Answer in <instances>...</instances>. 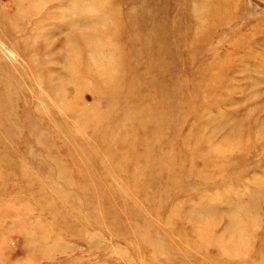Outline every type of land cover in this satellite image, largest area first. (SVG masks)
<instances>
[{
  "label": "rangeland",
  "instance_id": "374dc122",
  "mask_svg": "<svg viewBox=\"0 0 264 264\" xmlns=\"http://www.w3.org/2000/svg\"><path fill=\"white\" fill-rule=\"evenodd\" d=\"M223 1L210 25V0H168L165 55L146 48L141 73L150 82L115 98L100 128L110 139L102 140L100 130L79 128L85 112L77 102L60 106L73 94L57 99L65 86L56 77L71 78L62 65L77 47L60 25L82 20L96 41L80 42L81 52L95 51L96 60H85L123 67L141 62L146 35H133L135 17L163 0H97L99 9H75L77 0H0V136L9 141L0 146V233L36 221L35 232L51 236L40 245L56 251L43 264H264V0ZM163 66L160 94L151 73ZM84 70L91 103L99 88ZM15 231L0 260L33 264L37 252L30 260L23 244L30 240Z\"/></svg>",
  "mask_w": 264,
  "mask_h": 264
},
{
  "label": "bare ground",
  "instance_id": "6f19581e",
  "mask_svg": "<svg viewBox=\"0 0 264 264\" xmlns=\"http://www.w3.org/2000/svg\"><path fill=\"white\" fill-rule=\"evenodd\" d=\"M83 0H77V3H76V6H75V9H78V8H81L82 6H87L85 8H93V9H99V7H95L94 6V3L97 2V0H84L85 2L81 4ZM223 1V0H222ZM164 4H156L153 9V11L151 10H143L140 12V14L137 15V17H135L137 19V23L134 25L133 27V31L132 33L134 32L133 35H135V32H137L139 30V32L141 33H145L146 37L143 38L141 44L143 45V47H141V52L142 54H140L141 56V62H135V64H127L125 66L122 67V65H118L116 62H109L108 64L110 66H106L104 69L101 68H97L94 66V63L93 62H88L87 60H85V58L87 57L88 60H90V58L92 57L93 55V52L95 53V51L93 50L91 52V48L90 46L89 47H86L84 48V51L81 52L82 49H79V47L81 46V41L82 39L85 37L87 39V41L93 45L96 44V41H95V38L91 36L90 33H88L86 31V29H84V25H85V22H83L82 20H78L76 22V26L78 27V29L76 28L75 25V21H73V26L69 25V27L67 25H64V24H61L60 28L62 30H66L65 28L67 29H70L71 31L69 33H72L73 34V38H77V47L75 46V48L72 49V55H70L69 57V62L68 63H63L62 67L69 72L71 76V78L67 77L66 74H64V76H60V75H57L56 78H59L60 82H62V84L65 86V87H62V89L59 90V98H57L58 100H62V98L67 94V93H71L74 95V97L71 96V100L65 105L64 102H61V105L62 106V109H65L66 107H68L70 104H76L75 102H77V105L76 106H80L84 109V116L82 118V120L80 121V125H79V128L80 129H91L93 134L94 135V130L98 129L100 130V138L102 140H108L110 139V133L107 131V128H104V129H100L101 128V125H103L106 121V115L109 116L110 112H109V108L112 109V106H113V101L115 100V98L117 97V99H119L120 95L123 96V95H126L125 93L129 92L130 90L132 91L137 85H139L140 87H145L148 85V83L150 81H148L146 79V75L144 74L142 76V73H141V69H144L145 68V59L147 58V56H143V54H145V50H147L146 48H149L151 47V54L154 55V57L156 56H159L160 54H162L163 56L165 55V52H163L162 48H163V42H164V39H163V35L161 34L162 31V20H163V16H164V9L165 7L167 6V9L169 12V9L171 7H168V0H163ZM196 2V1H195ZM219 3V0H210V3L209 5H206L205 7V11H204V15L205 16H208L209 19V24L211 25L212 24V21L213 20H218L221 16V9H219V5L217 7L216 4ZM225 1H223V6H225ZM202 4V3H201ZM22 5V4H21ZM20 5V7H21ZM93 6V7H90ZM204 5V4H203ZM221 5V4H220ZM159 6H161V9L159 8ZM198 6V3L197 5ZM204 7V6H202ZM116 8V7H115ZM71 9V8H70ZM138 9V8H137ZM172 9V8H171ZM189 9V8H188ZM191 9H189V12H190ZM199 11V6L196 8V14L198 13ZM74 11V10H73ZM195 11V10H194ZM193 11V15L191 18H189V26H193L195 20H196V16H195V13ZM110 12H112V10L110 9ZM191 13V12H190ZM183 14V13H182ZM187 14H188V11H187ZM208 14V15H207ZM169 15V13H168ZM74 16L77 17V18H81L79 14L77 13H74ZM188 16V15H187ZM46 17H47V14H46ZM168 17V16H167ZM129 19V17H128ZM188 20V19H187ZM204 22L207 23V20L204 19ZM18 23V22H17ZM96 20H95V23L96 24ZM19 24V23H18ZM91 23L89 21H87V24L86 26L90 25ZM215 25V24H214ZM198 26V24H197ZM162 27V28H161ZM98 29V28H97ZM96 29V30H97ZM193 29V27H192ZM88 30V29H87ZM198 30H200V28H198ZM210 30V29H209ZM43 31V30H42ZM116 31V30H114ZM126 31L125 33H127L128 31L127 30H124ZM129 33V32H128ZM170 33V32H169ZM116 35V34H115ZM196 35V34H195ZM149 37H151V42L149 39ZM100 38V37H99ZM112 38V37H111ZM114 39V38H113ZM65 40H69V36L66 35L65 37ZM64 40V41H65ZM112 40V39H111ZM148 40V41H146ZM100 42V41H99ZM110 42V41H109ZM181 43V42H180ZM152 44V46H151ZM125 45V44H124ZM79 46V47H78ZM104 46V45H103ZM138 50V49H137ZM74 51V52H73ZM91 53V55H90ZM139 56V54H138ZM179 56V55H178ZM153 57V58H154ZM200 57V56H199ZM205 57V56H203ZM93 60H96V58H94V56L92 57ZM140 59H138L139 61ZM195 60V59H194ZM171 62V60H170ZM132 63V62H131ZM134 63V62H133ZM86 70H84V69ZM117 68L118 70V76H111V77H108V78H105V79H102L100 77H105L106 75L109 74V72L113 69ZM160 68V67H159ZM45 70V69H44ZM80 70H84V72L87 73H91L92 75L90 76L91 77V80H94L95 83L94 85L96 87H98L99 89H95L94 90V93L92 91V102H88V97H91L89 96L90 92H87L85 90V88L83 87V83L79 77L80 75ZM185 70V69H184ZM34 71V70H32ZM43 71V70H41ZM46 71V70H45ZM164 71V72H162ZM37 72H38V69H37ZM79 72V73H78ZM166 72V69L165 67L163 66L161 68L160 71H153V74L151 73L152 75V79L157 78V82L159 84V93H163V91H166L167 89V85H166V81H164L166 79V77L164 78V74ZM36 73V72H35ZM47 75L48 77L45 78V80H51V78L54 76V72L52 71H47ZM34 77L32 78L33 80H38L39 76H35L33 75ZM209 77V74L206 73L205 76H204V80H207ZM170 78V77H169ZM171 79V78H170ZM69 81H71V84L69 83ZM48 82V81H47ZM68 83V86L66 85ZM171 83V82H170ZM47 85V83H45ZM131 85V86H129ZM129 86V90H127ZM170 86V85H169ZM50 89H53L52 85L50 87ZM97 90V92H96ZM138 90V89H137ZM130 91V92H131ZM3 95V92L1 90V84H0V97H2ZM158 96V94H157ZM90 99V101H91ZM1 100V98H0ZM81 100H85L83 103H79ZM134 100V99H133ZM132 100V101H133ZM156 101V100H155ZM82 102V101H81ZM111 102V104H110ZM222 102V100H221ZM0 104H1V101H0ZM151 105V109L153 108L152 107V104ZM220 106V105H218ZM3 109V106L1 108V105H0V112L2 111ZM37 109H39L37 107ZM150 109V112L152 113ZM87 112V113H86ZM70 113V112H69ZM71 114V113H70ZM78 114V113H77ZM150 115V113H148ZM72 115V114H71ZM134 118V117H133ZM74 121V118L72 119ZM218 120V119H216ZM213 121V120H212ZM75 122V121H74ZM213 123V122H212ZM222 123V122H221ZM93 125V126H92ZM155 125V124H154ZM97 128H96V127ZM235 129V128H234ZM215 130V129H214ZM103 133V134H102ZM214 134V133H213ZM97 136V135H96ZM255 136V135H254ZM1 139H0V146L1 148L2 147H6L8 144H9V141H8V135L7 134H2L1 136ZM32 137V136H31ZM256 137V136H255ZM128 138V137H127ZM213 138V137H212ZM14 139V138H13ZM35 140H36V143L41 147L43 146L41 143H43L44 141L41 140V135L38 134L35 136ZM112 140V139H111ZM156 140V139H155ZM8 141V142H7ZM160 141V140H159ZM134 144V143H133ZM222 144V142L220 143ZM229 144V143H228ZM97 145V144H96ZM104 145V143L102 144ZM108 145V144H107ZM135 145V144H134ZM142 145V144H141ZM84 147V146H83ZM94 148V146H93ZM8 150V148H6ZM14 151V150H13ZM143 151V150H142ZM145 152V151H144ZM234 152V151H233ZM241 152V151H240ZM7 153V152H6ZM12 153V152H11ZM143 153V152H142ZM238 153V152H237ZM14 154V153H13ZM103 154V153H102ZM215 154V153H214ZM15 156V155H13ZM143 156V155H141ZM31 158L32 157H35V155L31 154L30 156ZM110 157V156H109ZM113 157V156H112ZM16 158V157H15ZM106 159V158H105ZM76 162L77 160L74 159ZM21 161V160H20ZM35 161V160H34ZM33 162V161H31ZM92 163V162H91ZM132 163V162H131ZM234 164V163H233ZM32 165V164H31ZM44 165V164H43ZM17 167V166H16ZM95 167V166H94ZM101 167V166H100ZM139 167V166H138ZM14 168V167H13ZM119 168V167H118ZM121 168V167H120ZM5 169V168H4ZM3 169V170H4ZM8 169V168H7ZM102 169V168H101ZM3 170H1V172H3ZM121 170V169H120ZM5 174V173H3ZM6 175V174H5ZM91 176V175H90ZM93 176V175H92ZM126 176V175H125ZM13 177H15L13 175ZM91 178V177H90ZM192 178V176H191ZM17 179V178H16ZM11 180V179H10ZM96 184V183H95ZM72 195V194H71ZM6 196V195H5ZM56 196H58V193L56 194ZM58 199V197H56ZM64 198H67V197H64ZM20 199V198H19ZM43 199H44V196H43ZM9 200V199H8ZM44 201V200H43ZM71 202H74V200H72ZM56 203V208L59 207L63 204H61L60 202H55ZM78 203V202H77ZM76 203V204H77ZM86 204V203H85ZM89 205V204H88ZM2 206V205H1ZM19 206V205H18ZM64 206V205H63ZM22 207V206H21ZM83 207V206H82ZM130 207V206H129ZM55 208V209H56ZM81 209V208H80ZM131 209V208H130ZM20 210V209H19ZM23 210V209H21ZM43 211V210H42ZM56 211V210H55ZM109 211V210H108ZM117 211V210H116ZM4 212V211H3ZM54 212V211H53ZM127 212V211H126ZM129 212V211H128ZM57 214V212H55ZM59 213V212H58ZM60 214V213H59ZM122 214V213H121ZM48 215V214H47ZM58 215V214H57ZM56 216V215H55ZM53 216V217H55ZM114 216V215H113ZM3 217V216H2ZM28 214H26L24 216V218H28ZM40 217V216H39ZM60 217V216H59ZM115 217V216H114ZM189 217V215H188ZM6 218V217H5ZM42 219V218H41ZM121 219V218H120ZM174 219V218H173ZM172 219V220H173ZM195 219V218H194ZM17 221V220H16ZM59 219L57 218V223ZM111 221V220H110ZM109 221V223H110ZM41 222V220H40ZM39 222V223H40ZM144 222V221H143ZM171 222V221H170ZM172 223V222H171ZM12 224V223H11ZM41 224H45V222H42ZM61 224V223H60ZM111 224V223H110ZM14 225V224H13ZM37 222L34 221V220H31V222H20V223H15V227L18 228V230L20 231L21 235H22V238L24 239H27V240H30L29 241H26L24 240L23 241V244H25V250L27 252H30V260H32L33 258V253L32 252H37L36 253V260L34 262H32L33 264H43L45 262H50L51 261V256H52V251L54 250V248L52 246H44L43 244L40 245V242L44 239H48L50 235L49 232L47 233H44V232H41V231H36L35 232V228L34 226H37ZM47 225V224H46ZM49 225V224H48ZM116 225V224H115ZM169 226V224H167ZM173 225V224H172ZM60 226V225H59ZM3 227V226H2ZM15 227H13L12 230H9V232H7V234H14L15 231ZM6 228V227H5ZM51 229V228H50ZM115 229V228H114ZM54 230V229H53ZM58 230V229H57ZM65 230V229H64ZM74 230H76L74 228ZM66 231V230H65ZM109 231V230H108ZM52 232V231H51ZM117 232V231H116ZM5 232H2L0 233V247L3 248L7 245V240H8V235H7ZM59 234V233H58ZM113 235V234H112ZM116 237V236H115ZM118 237V236H117ZM4 238V239H3ZM13 238V237H12ZM61 238V237H60ZM3 239V240H2ZM16 241V239H15ZM43 242V241H42ZM48 242V240H47ZM17 243V242H16ZM19 244V243H18ZM54 244V243H53ZM15 245V244H14ZM56 245V244H55ZM8 246V245H7ZM68 246V245H67ZM23 247V246H22ZM52 247V248H51ZM14 246H9V249L13 250ZM42 251H46L45 253H39L38 250H41ZM69 250V249H68ZM53 252H56V251H53ZM68 252V251H67ZM156 252V251H155ZM7 253V252H6ZM25 253V252H24ZM12 255V253H11ZM23 256V255H22ZM68 256V255H67ZM22 260V257L19 258V257H16V256H12L11 258H9V262L6 263V264H18L19 261ZM74 262V261H73ZM72 262V264H73ZM0 264H5L4 262H2L0 260Z\"/></svg>",
  "mask_w": 264,
  "mask_h": 264
}]
</instances>
